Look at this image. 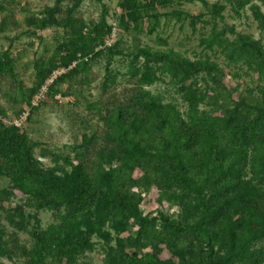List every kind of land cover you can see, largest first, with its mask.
I'll list each match as a JSON object with an SVG mask.
<instances>
[{
  "label": "trees",
  "instance_id": "obj_1",
  "mask_svg": "<svg viewBox=\"0 0 264 264\" xmlns=\"http://www.w3.org/2000/svg\"><path fill=\"white\" fill-rule=\"evenodd\" d=\"M65 1L71 5L63 11ZM81 2L55 0L40 11L43 19L27 20L38 30L60 27L64 41L49 63L37 62V79L26 96L20 91L28 112L25 123L58 92L60 83L99 57L107 58L102 87L114 82L109 66L123 55L119 43L96 50L112 32L107 12L89 27L73 17ZM163 2L122 0L119 23L127 28L142 18L141 7ZM230 2L235 11L249 5L264 31L258 5L264 6V0ZM220 10L213 11L214 17ZM201 16L182 17L195 31L198 24H207ZM5 24L2 20L0 31ZM227 33L235 35L232 27H212L199 43L208 52L219 51L228 66L255 75L252 88H226L223 79L231 73L225 74L207 55L191 60L172 49L136 45L127 54L131 76H138L135 89L124 103L98 112L99 130L81 133L69 153L41 148L25 130L0 121V179L9 182L0 190V209L14 198L24 201L8 220L31 238L29 247L21 245L15 233L6 239L0 220V259L11 264H78L101 242L103 264H264V46L251 35L230 39ZM8 58L3 53L0 74L12 75ZM139 59L142 65L136 68ZM60 69L67 71L49 86L46 99L32 106L40 87ZM163 76L185 111L144 89ZM230 76L240 78L238 73ZM200 104L210 108L200 110ZM0 115L6 116L1 110ZM35 150L50 164L44 166ZM167 205L177 210L175 219L161 212ZM140 206L148 208L147 213ZM25 207L36 213L25 216ZM40 210L50 212L53 220L46 229L37 218ZM31 220L35 226L28 230Z\"/></svg>",
  "mask_w": 264,
  "mask_h": 264
},
{
  "label": "rangeland",
  "instance_id": "obj_2",
  "mask_svg": "<svg viewBox=\"0 0 264 264\" xmlns=\"http://www.w3.org/2000/svg\"><path fill=\"white\" fill-rule=\"evenodd\" d=\"M121 2L122 0H103L100 4L95 0H82L75 11L73 17L91 27L98 23L105 10L107 25L112 27L111 35L114 43H119V49L123 55L115 56L110 61L109 69L114 82L107 87H102L107 58L99 57L88 64L85 70L60 83L57 87L58 92L52 97L45 98L46 101L39 105L29 121L20 123L21 129L25 130L30 139L39 144L41 148L54 151V153H69L71 146L79 140L81 133L85 132L90 135L94 130H99L98 112L116 102L124 103L130 95L129 91L135 89L138 78V76H131L133 70L131 58L127 56L129 52L135 51L136 45L152 50L172 49L191 60L207 55L211 61L224 70L225 74L227 71L231 74H239V79H232L231 74L225 76L223 83L226 88L232 89L239 84L238 91L241 92L245 87H254L255 75L252 73L246 75L244 68L228 66L219 51L208 52L199 43L200 38L206 37L212 27H216L217 30L232 27L235 35L227 33L230 39L237 34L251 35L254 39L260 40L264 46V31L258 28L249 5L235 11L230 0H164L161 5L157 4L153 8L141 7L140 16L142 18L125 28L119 23L122 15L119 7ZM54 3L55 0H0L2 8L0 24L2 20L6 21L4 30L0 31V60L3 53H7L12 63V75L6 71L0 74V110L6 115L5 121H14L17 113L26 109V105L21 102V89L24 91L23 95L26 96L25 91L33 88L37 79L35 69L37 62L40 60L49 63L56 47L64 41L63 29L60 27L53 26L38 30L36 26L27 23V20L32 18L43 19L44 15L40 11L46 6H53ZM70 5L68 1H65L61 7L65 11ZM258 5L264 13V6ZM216 8H221V10L219 16L214 17L213 11ZM174 13L181 16H176ZM186 14L196 16L201 14L202 23L204 21L207 24H198L196 30L192 31L189 20H184L182 17ZM142 61L139 59L134 64L135 67L140 68ZM169 81L168 77L163 76L159 78V81L145 86L144 89L153 94L160 93L163 95L164 102H171L180 111H185L186 105L174 92ZM208 85L211 86V82ZM204 86L205 84H200V88ZM233 94L235 97L236 93ZM208 108L210 107L204 104L199 105L200 110ZM35 155L44 166L50 164L49 158H41L38 150H35ZM8 183V180L0 179V190L7 187ZM19 200V198H14L4 203V208L0 209V220L7 232L6 239L15 233L20 244L29 247L30 236L14 229L8 220L10 215L14 214L17 204L24 202ZM140 207L144 213H147L148 208ZM161 212L173 219L178 213L176 209L168 205L161 209ZM23 213L30 217L36 213V210L25 207ZM154 215L156 216L157 213ZM37 218L43 229H46L53 221L50 212L43 210L37 212ZM15 219L18 220V218ZM33 222V220L30 221L28 230H32L35 226ZM101 245V242H96L78 264H103ZM0 264H11V262L0 259ZM19 264L23 262L20 261Z\"/></svg>",
  "mask_w": 264,
  "mask_h": 264
},
{
  "label": "built area",
  "instance_id": "obj_3",
  "mask_svg": "<svg viewBox=\"0 0 264 264\" xmlns=\"http://www.w3.org/2000/svg\"><path fill=\"white\" fill-rule=\"evenodd\" d=\"M113 43H114L113 36L110 34L103 41V44L100 45L99 47H97L96 50H102L104 48H108ZM78 60H81L79 56H78ZM84 60L86 61V58H84ZM74 63H73L72 66H74ZM66 71H67L66 69H60L58 71H54L48 77V79L45 81V83L40 87L39 91L32 98V101H31L32 106H38L43 100H45L46 94H47L48 89H49V86L53 84V82L57 79L58 76H60L61 74L65 73ZM22 116H23V118H22ZM27 116H28V112L25 109V111L20 116H18L14 121H11V120L10 121H7V120L5 121L6 116H2V115H0V121H2V123L4 125L9 124V125H13V126L21 128L20 123L22 122V124H23V122L26 121Z\"/></svg>",
  "mask_w": 264,
  "mask_h": 264
}]
</instances>
